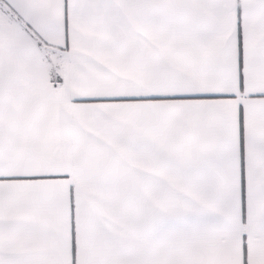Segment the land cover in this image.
<instances>
[{
    "label": "snow or ice",
    "instance_id": "obj_1",
    "mask_svg": "<svg viewBox=\"0 0 264 264\" xmlns=\"http://www.w3.org/2000/svg\"><path fill=\"white\" fill-rule=\"evenodd\" d=\"M0 264H264V0H0Z\"/></svg>",
    "mask_w": 264,
    "mask_h": 264
}]
</instances>
